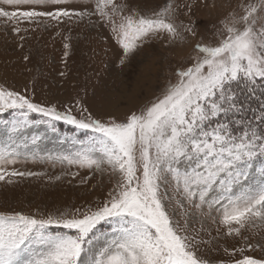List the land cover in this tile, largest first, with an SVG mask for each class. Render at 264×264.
Returning <instances> with one entry per match:
<instances>
[{"label": "snow or ice", "instance_id": "snow-or-ice-1", "mask_svg": "<svg viewBox=\"0 0 264 264\" xmlns=\"http://www.w3.org/2000/svg\"><path fill=\"white\" fill-rule=\"evenodd\" d=\"M67 5L68 0H0V24L23 41L21 33L30 30L23 23L59 27L86 17L92 23L98 15L122 48L121 65L152 39L191 51L173 70L174 82L124 120L98 118L82 105L77 118L71 107L35 103L0 85V114H11L5 123L12 133L22 136L41 124L56 132L58 121L73 125L87 140L74 139L80 147L71 155L47 159L93 175L107 173L115 181L96 203L35 215L0 211V264H212L200 253L208 243L200 236L204 225L190 230L189 218L196 215L242 242L224 247L229 259L216 264H264V236L250 238L264 230V0L241 5L243 14L225 15L214 44L202 39L190 19L177 22L181 5L175 0L151 14L116 0H95V11ZM183 7L192 13V3ZM71 47L64 43L65 58ZM241 92L259 99L260 108L242 104ZM33 113L41 118L32 119ZM22 148L26 142L0 147V181L45 175L9 170L22 162ZM257 171L261 179L252 183ZM257 250L259 257L248 254Z\"/></svg>", "mask_w": 264, "mask_h": 264}, {"label": "rangeland", "instance_id": "rangeland-1", "mask_svg": "<svg viewBox=\"0 0 264 264\" xmlns=\"http://www.w3.org/2000/svg\"><path fill=\"white\" fill-rule=\"evenodd\" d=\"M117 3H128L134 9L144 10L151 14L159 10L166 2L172 0H116ZM255 0H175L181 5L178 23L187 24L189 19L201 33L202 39L210 44L215 43L216 28L219 21L229 12L243 14L241 5L247 6ZM193 4L192 13L183 7ZM82 5H89V11H95V0H68V7L81 10ZM214 5V6H213ZM27 7V6H25ZM83 21H68L55 26L29 25L23 23L22 28H29L26 39L0 24V85L9 90L18 91L33 99L35 103L55 104L61 111L68 107L73 115L81 118L79 109L87 107L94 116L107 119L110 116L124 120L132 111L153 101L173 79V70L191 51L190 46L179 42L169 44L166 38L152 39L132 54L124 65L119 63L122 48L114 38L110 27L101 21L98 15ZM34 28L35 30H31ZM57 32L60 34L57 35ZM67 37H71L67 40ZM72 45L67 58L64 57V43ZM23 44V47L20 45ZM29 57L24 60V56ZM190 63V61H189ZM64 73V75H61ZM79 101V104L76 102ZM32 119H40L39 114H31ZM10 113L0 114V147L5 144L27 143L22 148L24 155L16 165L9 166L20 171L44 173L39 177L13 178L12 184L0 181V211H23L25 214L54 212L72 207H80L96 203L106 198L114 180L108 174L99 172L93 175L86 168L68 165L47 157L71 155L80 145L73 140L86 141L88 134L63 121L56 122L57 131L52 132L46 124L26 129L22 136L11 132ZM38 137L37 143L32 138ZM35 155V161L32 159ZM43 157L44 159H41ZM79 173L74 176L73 174ZM60 176L59 181L55 180ZM92 176L86 184L81 179ZM259 172L254 173L252 183H259ZM179 218V210H176ZM215 215V213H214ZM201 224L204 231L200 236L208 241L201 245L200 253L212 264L219 260H228L223 248H239L242 242L225 237L223 226L212 224L207 218L199 215L189 218L190 230H199ZM221 230L218 232L217 228ZM104 230H109L105 226ZM264 236L250 237L253 242ZM252 254L261 255L257 250Z\"/></svg>", "mask_w": 264, "mask_h": 264}, {"label": "trees", "instance_id": "trees-1", "mask_svg": "<svg viewBox=\"0 0 264 264\" xmlns=\"http://www.w3.org/2000/svg\"><path fill=\"white\" fill-rule=\"evenodd\" d=\"M240 102L242 104L249 105L253 111L258 110L260 108V100L259 99H253L250 97L247 92H241L240 94ZM252 111H249L248 115L251 118Z\"/></svg>", "mask_w": 264, "mask_h": 264}]
</instances>
